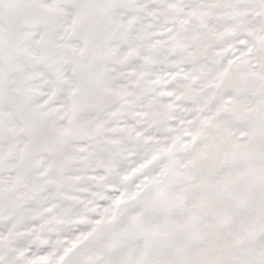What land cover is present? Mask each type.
I'll use <instances>...</instances> for the list:
<instances>
[{
  "label": "snow or ice",
  "instance_id": "snow-or-ice-1",
  "mask_svg": "<svg viewBox=\"0 0 264 264\" xmlns=\"http://www.w3.org/2000/svg\"><path fill=\"white\" fill-rule=\"evenodd\" d=\"M0 264H264V0H0Z\"/></svg>",
  "mask_w": 264,
  "mask_h": 264
}]
</instances>
